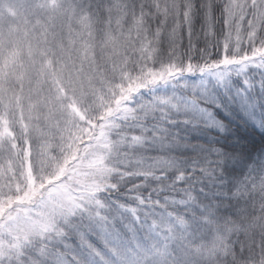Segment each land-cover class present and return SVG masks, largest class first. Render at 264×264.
Instances as JSON below:
<instances>
[{"label":"snow or ice","instance_id":"6c2138e0","mask_svg":"<svg viewBox=\"0 0 264 264\" xmlns=\"http://www.w3.org/2000/svg\"><path fill=\"white\" fill-rule=\"evenodd\" d=\"M0 264H264V0H0Z\"/></svg>","mask_w":264,"mask_h":264}]
</instances>
